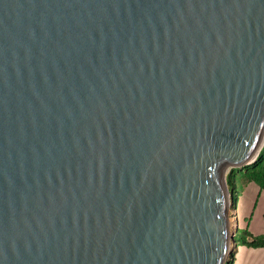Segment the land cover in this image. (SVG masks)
I'll list each match as a JSON object with an SVG mask.
<instances>
[{
  "label": "water",
  "instance_id": "95a60500",
  "mask_svg": "<svg viewBox=\"0 0 264 264\" xmlns=\"http://www.w3.org/2000/svg\"><path fill=\"white\" fill-rule=\"evenodd\" d=\"M263 143L264 0H0V264H224Z\"/></svg>",
  "mask_w": 264,
  "mask_h": 264
},
{
  "label": "crops",
  "instance_id": "0c3cea01",
  "mask_svg": "<svg viewBox=\"0 0 264 264\" xmlns=\"http://www.w3.org/2000/svg\"><path fill=\"white\" fill-rule=\"evenodd\" d=\"M235 205L236 228L243 227L244 219L249 216L248 230L251 234H264V190L252 181L242 184ZM242 210V211H241ZM241 220L238 221V212ZM232 264H264V247L251 248L237 245Z\"/></svg>",
  "mask_w": 264,
  "mask_h": 264
},
{
  "label": "trees",
  "instance_id": "16d2710c",
  "mask_svg": "<svg viewBox=\"0 0 264 264\" xmlns=\"http://www.w3.org/2000/svg\"><path fill=\"white\" fill-rule=\"evenodd\" d=\"M237 176L240 180L239 187H237L235 183ZM224 180L229 194L230 210L235 209L238 192L240 191L242 184L252 181L259 187V189L264 190V143L253 162L242 166L240 169H228L224 174ZM248 220L249 216L244 219L245 223L243 227H241L242 234L238 245H245L251 248L264 247V234H251L248 230ZM236 230L237 228L235 231ZM231 246L232 248L226 257L224 264H232L233 262L235 247L237 246L233 237Z\"/></svg>",
  "mask_w": 264,
  "mask_h": 264
},
{
  "label": "rangeland",
  "instance_id": "374dc122",
  "mask_svg": "<svg viewBox=\"0 0 264 264\" xmlns=\"http://www.w3.org/2000/svg\"><path fill=\"white\" fill-rule=\"evenodd\" d=\"M225 174V173H224ZM235 183H236V186L239 187L240 186V180H239V177L237 176L236 177V180H235ZM239 189V188H238ZM232 210H230L229 208V212H231ZM237 213V212H236ZM241 220V212L239 211L238 212V221ZM228 227H229V231H232L234 229V221L232 219V215L229 214V218H228ZM241 227L238 226L237 230L234 232L233 234V238L235 240V243L238 245L239 244V240H240V237H241ZM232 246H231V243H230V250H231Z\"/></svg>",
  "mask_w": 264,
  "mask_h": 264
},
{
  "label": "bare ground",
  "instance_id": "6f19581e",
  "mask_svg": "<svg viewBox=\"0 0 264 264\" xmlns=\"http://www.w3.org/2000/svg\"><path fill=\"white\" fill-rule=\"evenodd\" d=\"M242 211V210H241ZM242 215V214H241Z\"/></svg>",
  "mask_w": 264,
  "mask_h": 264
}]
</instances>
